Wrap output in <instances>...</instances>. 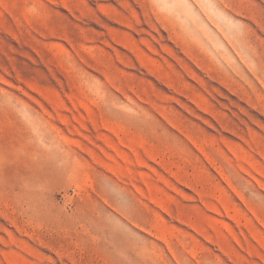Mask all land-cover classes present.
Here are the masks:
<instances>
[{"label":"rangeland","instance_id":"1","mask_svg":"<svg viewBox=\"0 0 264 264\" xmlns=\"http://www.w3.org/2000/svg\"><path fill=\"white\" fill-rule=\"evenodd\" d=\"M0 264H264V0H0Z\"/></svg>","mask_w":264,"mask_h":264}]
</instances>
